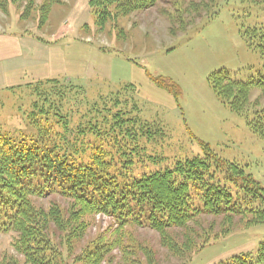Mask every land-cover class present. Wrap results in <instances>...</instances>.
I'll return each mask as SVG.
<instances>
[{
	"label": "rangeland",
	"instance_id": "374dc122",
	"mask_svg": "<svg viewBox=\"0 0 264 264\" xmlns=\"http://www.w3.org/2000/svg\"><path fill=\"white\" fill-rule=\"evenodd\" d=\"M88 1L0 0V32L27 39L34 57L29 66L34 63L48 70L46 78L85 91L64 93L66 101L72 99L62 108L70 126L100 96L119 94L127 106L136 107L140 121L162 131L146 145L145 154L156 161L145 172L201 155L202 143L243 166L264 188L262 140L250 131L244 115L220 103L207 83L211 73L222 69L242 81L262 72L264 58L245 45L240 31L264 33V0H154L136 9L113 5L97 24ZM8 66L0 64V79ZM159 77L178 85V98L155 85L153 79ZM28 78L0 88V135L29 137L38 133L34 121L43 127L51 123L33 115L36 97L25 86L37 80ZM246 104L264 107V92L250 89ZM87 141L89 149L97 144L93 138ZM139 166L128 173L137 178L143 172ZM31 203L33 222L63 253L65 264H219L240 253L254 255L264 239V224L248 228L236 216L230 227L226 216L200 215L182 227L156 231L119 226L102 213L80 215L82 207L59 194L31 198ZM17 236L0 234V261L34 264L15 247ZM205 240L210 245L195 252ZM95 242L105 243L104 253L80 259Z\"/></svg>",
	"mask_w": 264,
	"mask_h": 264
},
{
	"label": "trees",
	"instance_id": "16d2710c",
	"mask_svg": "<svg viewBox=\"0 0 264 264\" xmlns=\"http://www.w3.org/2000/svg\"><path fill=\"white\" fill-rule=\"evenodd\" d=\"M153 1L89 0L88 7L97 24L113 5L136 9ZM240 36L248 48L264 58V33L260 29L242 30ZM153 81L159 89L179 97L180 89L172 80L159 77ZM207 83L222 105L246 117L250 131L264 144V107L255 109V105L246 104L250 89L264 92V68L246 81L222 69L211 73ZM25 87L36 97L33 115L51 123L43 127L34 121L39 125L38 133L29 137L0 135V234L17 233L14 245L28 263L65 264L63 253L44 235L42 227H36L31 212V198L52 194L78 203L82 207L80 215L102 213L119 226L161 231L182 227L200 215L226 216L227 227L234 216L248 228L264 224V188L243 166L220 158L206 144H200L199 156L176 160L160 171L145 172L147 164L156 161L145 154L146 145L162 131L140 121L136 107L127 106L119 94L100 96L70 126L62 108L72 99L66 101L64 93L82 95V88L55 78L37 80ZM89 138L97 143L90 149ZM137 163L143 172L136 178L128 172ZM206 245H210L208 240L195 252ZM105 249V243L95 242L79 258L92 260ZM0 264L18 263L9 258ZM219 264H264V239L254 255L240 253Z\"/></svg>",
	"mask_w": 264,
	"mask_h": 264
},
{
	"label": "crops",
	"instance_id": "0c3cea01",
	"mask_svg": "<svg viewBox=\"0 0 264 264\" xmlns=\"http://www.w3.org/2000/svg\"><path fill=\"white\" fill-rule=\"evenodd\" d=\"M15 35L0 32V64L6 63L9 65L8 70L3 71L0 88H9L22 83L23 77L27 74L29 82L46 79L48 75V70L37 68L34 63L29 66L31 63L28 62L34 60V57L31 56V50L27 41H25L27 39H18ZM51 74L54 73L51 72ZM36 75L40 77L36 78Z\"/></svg>",
	"mask_w": 264,
	"mask_h": 264
}]
</instances>
